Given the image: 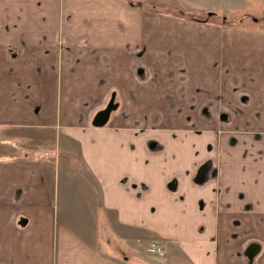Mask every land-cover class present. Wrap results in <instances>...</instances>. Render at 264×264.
<instances>
[{"label": "crops", "instance_id": "0c3cea01", "mask_svg": "<svg viewBox=\"0 0 264 264\" xmlns=\"http://www.w3.org/2000/svg\"><path fill=\"white\" fill-rule=\"evenodd\" d=\"M159 4L0 0V264H264V32Z\"/></svg>", "mask_w": 264, "mask_h": 264}, {"label": "rangeland", "instance_id": "374dc122", "mask_svg": "<svg viewBox=\"0 0 264 264\" xmlns=\"http://www.w3.org/2000/svg\"><path fill=\"white\" fill-rule=\"evenodd\" d=\"M126 2L141 5L146 9H151L155 2L161 3L163 5H159L176 9L177 11L173 12V14L182 16L187 20H207L208 22L220 24H227L237 17L246 16L245 21L241 24V28L264 32V0H126ZM218 10L225 12V17L221 15L207 16L211 14L209 12L215 13ZM182 11L184 12L183 14H181ZM254 19L257 20L255 24L252 21ZM7 134L11 135L12 133ZM4 136V133H0V139ZM15 136L20 139L18 140V148L24 150L25 144L23 138L25 134L23 132H16ZM65 162H70V160L65 158ZM65 165L66 167L69 166L68 163Z\"/></svg>", "mask_w": 264, "mask_h": 264}, {"label": "water", "instance_id": "95a60500", "mask_svg": "<svg viewBox=\"0 0 264 264\" xmlns=\"http://www.w3.org/2000/svg\"><path fill=\"white\" fill-rule=\"evenodd\" d=\"M211 14H208V17H210ZM116 109V106L112 105V103H110L105 110L101 111L95 118L94 120V125L97 127H102L104 126L108 119L109 116L111 114L112 111H114ZM204 175H205V170L204 168L200 170V172L198 173V178H200V182L203 181L204 179Z\"/></svg>", "mask_w": 264, "mask_h": 264}, {"label": "flooded vegetation", "instance_id": "af4514ba", "mask_svg": "<svg viewBox=\"0 0 264 264\" xmlns=\"http://www.w3.org/2000/svg\"><path fill=\"white\" fill-rule=\"evenodd\" d=\"M114 106H115V105H114ZM214 164H215V163H213V162H211V161H207L206 163H204L203 165H201V166L199 167V169H198V171H197V173H196V177H195V183H196V184H198V185H202V184H204V182L206 181V177H207V175L209 174V172H210L211 170H213L214 172L217 171V168L214 167ZM203 168H204V170H205V175H204V179H203V181L200 182V181H199L200 178H198V173H199L200 170L203 169ZM211 172H212V171H211Z\"/></svg>", "mask_w": 264, "mask_h": 264}, {"label": "built area", "instance_id": "2783aa9c", "mask_svg": "<svg viewBox=\"0 0 264 264\" xmlns=\"http://www.w3.org/2000/svg\"><path fill=\"white\" fill-rule=\"evenodd\" d=\"M146 252L151 254V255H159L162 256L164 255V246L159 245L157 243H152L146 248Z\"/></svg>", "mask_w": 264, "mask_h": 264}, {"label": "trees", "instance_id": "16d2710c", "mask_svg": "<svg viewBox=\"0 0 264 264\" xmlns=\"http://www.w3.org/2000/svg\"><path fill=\"white\" fill-rule=\"evenodd\" d=\"M184 12L182 11L181 12V14H183ZM220 16L219 14H215V13H211V16ZM208 16V15H207ZM180 17H182V16H180ZM182 18H184V17H182ZM191 21H194V22H199V23H205V22H207V20H204V21H200V20H196V19H192Z\"/></svg>", "mask_w": 264, "mask_h": 264}]
</instances>
